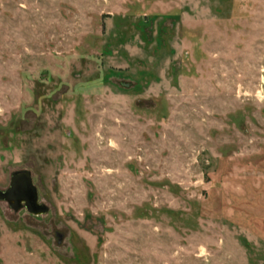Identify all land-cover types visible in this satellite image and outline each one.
Listing matches in <instances>:
<instances>
[{"label":"rangeland","instance_id":"1","mask_svg":"<svg viewBox=\"0 0 264 264\" xmlns=\"http://www.w3.org/2000/svg\"><path fill=\"white\" fill-rule=\"evenodd\" d=\"M0 264H264V0H0ZM61 237H60V236Z\"/></svg>","mask_w":264,"mask_h":264},{"label":"water","instance_id":"2","mask_svg":"<svg viewBox=\"0 0 264 264\" xmlns=\"http://www.w3.org/2000/svg\"><path fill=\"white\" fill-rule=\"evenodd\" d=\"M0 198L10 201L16 209L21 208L25 202L26 208L32 213L47 211V207L39 203L37 188L28 172L14 174L10 188L0 191Z\"/></svg>","mask_w":264,"mask_h":264}]
</instances>
